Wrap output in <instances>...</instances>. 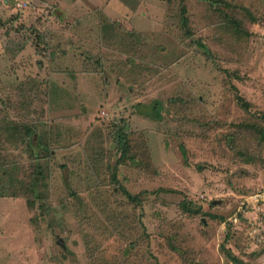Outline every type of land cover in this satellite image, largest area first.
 Masks as SVG:
<instances>
[{
    "label": "rangeland",
    "instance_id": "1",
    "mask_svg": "<svg viewBox=\"0 0 264 264\" xmlns=\"http://www.w3.org/2000/svg\"><path fill=\"white\" fill-rule=\"evenodd\" d=\"M260 131L264 0H0V264H264Z\"/></svg>",
    "mask_w": 264,
    "mask_h": 264
},
{
    "label": "trees",
    "instance_id": "2",
    "mask_svg": "<svg viewBox=\"0 0 264 264\" xmlns=\"http://www.w3.org/2000/svg\"><path fill=\"white\" fill-rule=\"evenodd\" d=\"M154 115L158 116V113H155ZM31 132H32L31 129H29V128L26 129V133H28L29 135H30ZM260 135H261V139L264 140V134H263L262 131H260ZM124 137L125 136L123 134H121V133H117L116 134V140L118 142V148H119V150L121 152V157H123V155H125L126 150H127L126 149V141H125ZM38 174H40V175L42 174L43 175V172H41V170H40V172H38ZM112 177L115 178V173L114 172H112ZM121 191L132 202H136L138 200L137 196H131L126 190L121 189ZM72 195H73V193H72ZM39 196H41V195H39ZM28 205L33 207V204H31V202ZM183 210L185 212H187L189 214H193V215L197 214L200 211V209L199 210H191V209H189V208H187L185 206H184ZM225 256L227 257V259L232 264H245L241 260H239L236 257H234L233 255H231L230 251L225 252Z\"/></svg>",
    "mask_w": 264,
    "mask_h": 264
},
{
    "label": "water",
    "instance_id": "3",
    "mask_svg": "<svg viewBox=\"0 0 264 264\" xmlns=\"http://www.w3.org/2000/svg\"><path fill=\"white\" fill-rule=\"evenodd\" d=\"M59 244L62 246V243L61 242H59Z\"/></svg>",
    "mask_w": 264,
    "mask_h": 264
}]
</instances>
